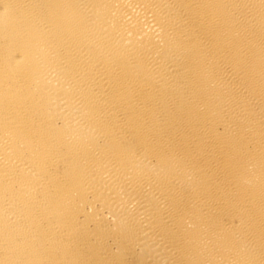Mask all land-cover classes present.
Masks as SVG:
<instances>
[{
  "label": "bare ground",
  "instance_id": "1",
  "mask_svg": "<svg viewBox=\"0 0 264 264\" xmlns=\"http://www.w3.org/2000/svg\"><path fill=\"white\" fill-rule=\"evenodd\" d=\"M0 264H264V0H0Z\"/></svg>",
  "mask_w": 264,
  "mask_h": 264
}]
</instances>
